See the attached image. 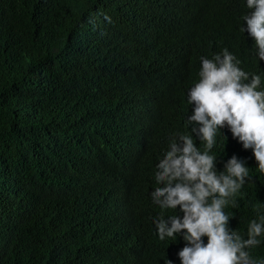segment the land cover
I'll return each instance as SVG.
<instances>
[{
	"label": "trees",
	"instance_id": "trees-1",
	"mask_svg": "<svg viewBox=\"0 0 264 264\" xmlns=\"http://www.w3.org/2000/svg\"><path fill=\"white\" fill-rule=\"evenodd\" d=\"M251 11L247 0H0V264H182L183 235L161 240L154 222L184 215L153 202L158 164L181 135L206 150L188 120L201 57L228 49L242 83L258 75L264 91L242 30ZM208 154L218 175L233 155L246 161L223 211L248 239L264 173L227 125ZM257 239L246 251L264 264Z\"/></svg>",
	"mask_w": 264,
	"mask_h": 264
},
{
	"label": "clouds",
	"instance_id": "clouds-1",
	"mask_svg": "<svg viewBox=\"0 0 264 264\" xmlns=\"http://www.w3.org/2000/svg\"><path fill=\"white\" fill-rule=\"evenodd\" d=\"M247 7L252 11L243 17L247 28L242 30L254 38L257 55L264 60V0H247ZM201 60L200 82L189 92V103L195 107L188 120L194 125L193 133L206 141V150L202 154L193 139L184 135L170 145L156 173L157 182L164 186L155 188L151 197L161 208L179 206L184 215L154 222L161 240L183 235L182 264H257L246 249L260 244L257 237L264 234V216L250 223L248 239H242L229 228V216L223 211L228 198L249 176L246 161L233 155L218 175L215 157L208 150L213 148L217 129L227 125L244 149L253 150L258 169L264 173V91L256 90L261 78L253 75L249 83H242L248 74L226 48L214 60ZM231 203L236 206L235 201Z\"/></svg>",
	"mask_w": 264,
	"mask_h": 264
}]
</instances>
